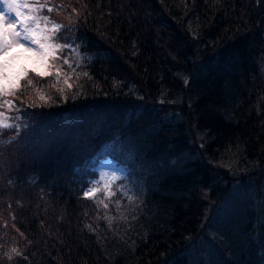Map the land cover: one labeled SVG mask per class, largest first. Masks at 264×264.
<instances>
[{
  "label": "trees",
  "instance_id": "trees-1",
  "mask_svg": "<svg viewBox=\"0 0 264 264\" xmlns=\"http://www.w3.org/2000/svg\"><path fill=\"white\" fill-rule=\"evenodd\" d=\"M46 2L45 15L57 18L58 12H67L68 23H62L67 27L57 43L71 47L50 61L52 75L29 76L57 109H64L51 130L33 124L39 131L22 132L17 143L15 135L28 126L20 116L22 107H0V121L13 125L0 128V219L11 220L12 212L25 234L23 239L9 226L2 228L6 233L0 239V264H43L47 257L54 264H264V0ZM63 58L69 63L63 64ZM116 61L130 72L120 70ZM61 65L57 83L54 68ZM68 76L71 88L64 83ZM187 77L190 87L183 90ZM25 89V99L42 103L35 90ZM115 89L184 100L194 136L202 134L211 143L203 150L208 159L204 171L185 163L190 154L182 148L177 168L186 180L164 186L154 182L156 189L161 186L172 196L150 202L143 229L127 231V238L114 237L110 244L97 235L98 248L92 244L90 254L77 242L85 239V228L90 232L96 226L94 219L85 212L89 216L75 224L77 237L66 240L57 221L64 199L56 195L50 200L49 182L60 176L59 192L64 195V189L76 186L70 180L74 165L66 144L75 132L80 139L89 141L93 134V142L99 139L98 101ZM115 130L107 127L103 135ZM166 134L170 140L172 135ZM102 138L100 151L109 154L110 141ZM161 155L157 160L164 166L167 150ZM16 170L24 181L21 190ZM195 227L206 235L199 237L201 255L192 259L176 254V248L185 252ZM30 233L34 235L26 239ZM106 245H111L113 259L101 252ZM12 248L23 255L13 254L9 260L6 253Z\"/></svg>",
  "mask_w": 264,
  "mask_h": 264
},
{
  "label": "snow or ice",
  "instance_id": "snow-or-ice-1",
  "mask_svg": "<svg viewBox=\"0 0 264 264\" xmlns=\"http://www.w3.org/2000/svg\"><path fill=\"white\" fill-rule=\"evenodd\" d=\"M47 4H39L37 0L36 6L32 7L30 13H25L21 20V12L18 9L29 8L26 2L21 0H0V97L16 96V93L22 88L33 89L37 93V98L44 104H47L50 96H46L41 89L35 88L33 78L29 73H35L38 77H45L52 75L53 72L47 69L52 68L53 64L50 61L60 59L59 52L64 48L71 47L70 44L57 43L61 37L58 33L61 29L66 28V25L58 24L52 21L48 16H39L35 13L40 8L46 7ZM48 11H53V8H48ZM7 17V19H5ZM41 21L45 27L41 28ZM51 25V29L47 26ZM68 60L63 58V64H68ZM69 67L71 65L69 64ZM61 68L55 67L57 83L60 80ZM87 76V73L84 74ZM71 76L65 78L64 83L68 88L73 87L68 84ZM76 79H79L77 77ZM25 80L26 84L21 85V81ZM187 82V81H186ZM61 95H64V89L58 90ZM0 107H13L12 101L3 99L0 101ZM19 111V109H17ZM3 116V113H0ZM7 119V118H5ZM19 119V117H16ZM13 125L4 121H0V128H10ZM103 180L104 178L101 177ZM121 179L115 173L112 174L110 180H105L102 187H97L99 182H94V186L84 192L86 198H95L98 192H104L106 198H111L115 193L111 190V184L116 180ZM105 209L108 204L104 200L99 201ZM110 222V221H109ZM15 256H22L23 254L16 248L11 249V253H6L9 260Z\"/></svg>",
  "mask_w": 264,
  "mask_h": 264
},
{
  "label": "rangeland",
  "instance_id": "rangeland-1",
  "mask_svg": "<svg viewBox=\"0 0 264 264\" xmlns=\"http://www.w3.org/2000/svg\"><path fill=\"white\" fill-rule=\"evenodd\" d=\"M33 1V0H32ZM34 3H35V6H36V2L35 1H33ZM66 11L64 10V13H62V12H58V14L56 15L57 16V18L56 17H49L52 21H54V22H56V23H58V24H62L63 22H64V24H65V22H66V20H67V15H66ZM66 23H68V22H66ZM40 27L41 28H44L45 27V25H44V23H43V21H41V25H40ZM49 29H51V25L49 24L48 26H47ZM58 34H61V31L58 33ZM25 84V81L24 80H22L21 81V85L23 86ZM5 97H0V101H2L3 99H4Z\"/></svg>",
  "mask_w": 264,
  "mask_h": 264
}]
</instances>
